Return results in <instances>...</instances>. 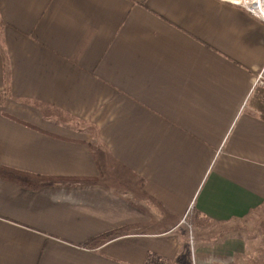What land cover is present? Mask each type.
Returning <instances> with one entry per match:
<instances>
[{
	"label": "crops",
	"instance_id": "obj_1",
	"mask_svg": "<svg viewBox=\"0 0 264 264\" xmlns=\"http://www.w3.org/2000/svg\"><path fill=\"white\" fill-rule=\"evenodd\" d=\"M0 264H264V24L0 0Z\"/></svg>",
	"mask_w": 264,
	"mask_h": 264
},
{
	"label": "clouds",
	"instance_id": "obj_2",
	"mask_svg": "<svg viewBox=\"0 0 264 264\" xmlns=\"http://www.w3.org/2000/svg\"><path fill=\"white\" fill-rule=\"evenodd\" d=\"M222 4L231 5L234 8L245 12L252 19L256 20L260 24H264V12H258L247 7V0H220ZM264 2V0H262Z\"/></svg>",
	"mask_w": 264,
	"mask_h": 264
},
{
	"label": "bare ground",
	"instance_id": "obj_3",
	"mask_svg": "<svg viewBox=\"0 0 264 264\" xmlns=\"http://www.w3.org/2000/svg\"><path fill=\"white\" fill-rule=\"evenodd\" d=\"M247 6L255 11L264 12V2L262 0H247Z\"/></svg>",
	"mask_w": 264,
	"mask_h": 264
},
{
	"label": "rangeland",
	"instance_id": "obj_4",
	"mask_svg": "<svg viewBox=\"0 0 264 264\" xmlns=\"http://www.w3.org/2000/svg\"><path fill=\"white\" fill-rule=\"evenodd\" d=\"M248 7V6H247ZM248 8H250V7H248ZM251 9V8H250Z\"/></svg>",
	"mask_w": 264,
	"mask_h": 264
}]
</instances>
